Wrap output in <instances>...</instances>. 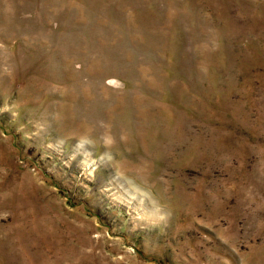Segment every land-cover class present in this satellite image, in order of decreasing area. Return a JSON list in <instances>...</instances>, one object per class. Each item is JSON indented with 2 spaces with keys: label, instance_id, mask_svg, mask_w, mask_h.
I'll use <instances>...</instances> for the list:
<instances>
[{
  "label": "rangeland",
  "instance_id": "obj_1",
  "mask_svg": "<svg viewBox=\"0 0 264 264\" xmlns=\"http://www.w3.org/2000/svg\"><path fill=\"white\" fill-rule=\"evenodd\" d=\"M0 264H264V0H0Z\"/></svg>",
  "mask_w": 264,
  "mask_h": 264
}]
</instances>
